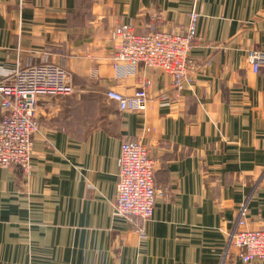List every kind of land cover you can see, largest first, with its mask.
Segmentation results:
<instances>
[{
  "label": "crops",
  "instance_id": "1",
  "mask_svg": "<svg viewBox=\"0 0 264 264\" xmlns=\"http://www.w3.org/2000/svg\"><path fill=\"white\" fill-rule=\"evenodd\" d=\"M192 12L195 79L182 97L159 68L115 67L117 24L185 30ZM250 47L264 50V0H0V81L48 60L75 83L37 98L31 170L0 169V264H264L227 249L244 204L248 227L264 226V67L250 70ZM145 78L144 111L106 96ZM126 139L156 163L145 222L114 213Z\"/></svg>",
  "mask_w": 264,
  "mask_h": 264
},
{
  "label": "built area",
  "instance_id": "2",
  "mask_svg": "<svg viewBox=\"0 0 264 264\" xmlns=\"http://www.w3.org/2000/svg\"><path fill=\"white\" fill-rule=\"evenodd\" d=\"M199 17L197 12H192L185 30H155L147 34L137 32L131 23L117 24L112 29V37L118 41L113 55L115 67L121 71H135L139 65L159 68L171 76L175 96L182 97L184 88L195 79L189 52L198 36ZM249 53V64L254 70L264 67V51ZM150 84L145 78L131 95L109 88L106 96L120 111H144L150 100ZM74 90V78L68 68L48 60L38 64L19 63L0 81V169L18 165L23 172L31 170L33 139L40 128L37 98L41 94L72 95ZM118 159L115 215L142 222L150 220L155 213L157 191L156 163L149 147L143 141L126 139ZM247 212L244 204L228 238L227 249H235L244 263H251L264 258V226L248 227ZM139 231L141 236L146 235L145 227Z\"/></svg>",
  "mask_w": 264,
  "mask_h": 264
},
{
  "label": "rangeland",
  "instance_id": "3",
  "mask_svg": "<svg viewBox=\"0 0 264 264\" xmlns=\"http://www.w3.org/2000/svg\"><path fill=\"white\" fill-rule=\"evenodd\" d=\"M191 14V13H190ZM196 40H198V36H196ZM250 50H255V52H258V51H264L262 48H260V47H250L248 50H247V52H246V54H247V61H248V65H249V67H250V70H252L254 73H258L259 71H260V68H258V70L256 71V70H254L252 67H251V65L249 64V56L251 55L249 52H250ZM250 55H249V54ZM33 155V154H32Z\"/></svg>",
  "mask_w": 264,
  "mask_h": 264
}]
</instances>
